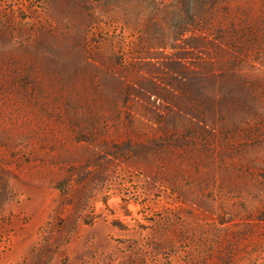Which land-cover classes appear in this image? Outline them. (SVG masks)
Returning a JSON list of instances; mask_svg holds the SVG:
<instances>
[{"label": "rangeland", "instance_id": "374dc122", "mask_svg": "<svg viewBox=\"0 0 264 264\" xmlns=\"http://www.w3.org/2000/svg\"><path fill=\"white\" fill-rule=\"evenodd\" d=\"M0 264H264V0H0Z\"/></svg>", "mask_w": 264, "mask_h": 264}]
</instances>
